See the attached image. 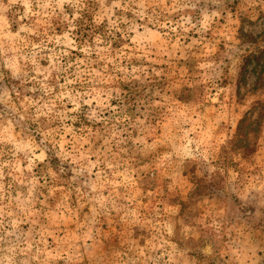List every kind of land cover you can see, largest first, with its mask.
I'll list each match as a JSON object with an SVG mask.
<instances>
[{"label":"rangeland","instance_id":"rangeland-1","mask_svg":"<svg viewBox=\"0 0 264 264\" xmlns=\"http://www.w3.org/2000/svg\"><path fill=\"white\" fill-rule=\"evenodd\" d=\"M0 264H264V0H0Z\"/></svg>","mask_w":264,"mask_h":264},{"label":"trees","instance_id":"trees-1","mask_svg":"<svg viewBox=\"0 0 264 264\" xmlns=\"http://www.w3.org/2000/svg\"><path fill=\"white\" fill-rule=\"evenodd\" d=\"M76 41L79 40L80 43L84 42L89 34L82 33V31L78 28L75 30ZM260 56H256L254 54H250L244 58V66L250 64V62L255 63V67H258ZM243 66V68H244ZM263 75V74H262ZM261 75V77H262ZM258 83V81H257ZM251 114L248 113L246 118H243L238 125L237 133L235 136V140L232 142L233 147L237 149H241V151H245L247 147L251 144V139H249L250 129L248 124L251 122L250 120Z\"/></svg>","mask_w":264,"mask_h":264}]
</instances>
